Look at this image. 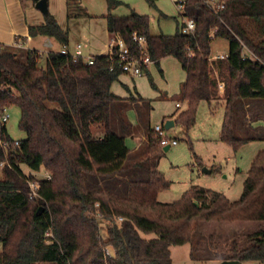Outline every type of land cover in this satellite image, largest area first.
Wrapping results in <instances>:
<instances>
[{"label":"trees","instance_id":"1","mask_svg":"<svg viewBox=\"0 0 264 264\" xmlns=\"http://www.w3.org/2000/svg\"><path fill=\"white\" fill-rule=\"evenodd\" d=\"M105 1L111 35L118 33L131 49L132 33L144 35L156 66L171 56L184 70L181 98L186 108L176 113L175 124L187 131L199 102L221 97L219 140L237 151L246 139L234 136L235 102L264 99V0H221L224 7L216 12L203 0H184L181 15L194 21L195 31L183 34L177 23L174 34L157 35L149 33L147 15H117L110 10L123 1ZM146 2L157 8L156 0ZM29 34L53 37L62 46L68 43L67 30L49 12L43 24L29 27ZM214 38L226 40L228 48L223 58L209 62ZM244 50L248 55L243 59ZM41 57L35 49L0 44V108L19 109L18 128L25 134L12 149L14 139L0 124V142L7 145H0V264H172L170 246H192L204 222L258 223L246 236V245L231 243L224 260L264 264V149L252 159L238 199L192 184L179 199L161 202L158 193L169 187L158 170L164 151L160 135L148 128L143 162L148 163L149 177L128 182L124 196L88 190L84 172L110 177L125 169L129 149L110 124V104L119 99L111 87L120 69L108 54L93 56L87 64L82 58L48 52L44 67L38 66ZM92 125L101 128L100 135H92ZM21 165L32 172L43 170L50 178L27 175ZM34 180L39 188L32 199L28 183ZM190 257L193 263L205 262L193 248Z\"/></svg>","mask_w":264,"mask_h":264},{"label":"rangeland","instance_id":"2","mask_svg":"<svg viewBox=\"0 0 264 264\" xmlns=\"http://www.w3.org/2000/svg\"><path fill=\"white\" fill-rule=\"evenodd\" d=\"M122 1L124 4L110 10V12L126 15L134 10L139 14L147 15L149 33L152 35L174 34L177 30V22L180 23L182 19L177 13L174 0H156L158 10L150 7L146 0ZM80 2L81 5L75 0H67L68 11L66 10V13L69 15V20H67L64 8L65 1L54 0V15L63 24L68 25L71 44L79 41L83 46L91 48L92 41H101L105 36L101 14H106L109 11L105 0H80ZM87 13L96 15L97 17H94L96 19L89 18ZM161 13L169 17H162L160 16ZM172 16L176 17L177 22L171 18ZM227 48L226 40L214 38L211 41L210 55L225 53ZM45 61L46 54H43L38 66L44 67ZM159 61V66L149 65V75L131 79L129 75L121 74L126 79L130 91L126 90L119 82H114L111 87V91L121 97H136V94L144 97L146 103L144 115L141 118L144 119L145 117L147 119L146 125H150L152 128L156 124L162 125L166 116H170L174 111L179 112L186 108V102L181 98V82L184 79V72L179 62L171 56L163 57ZM133 86H136V94ZM222 93L223 87L221 89L218 87L219 96ZM248 101L250 103L248 106H242L240 101H236L234 136L246 139V142L237 151L219 140L224 113L221 97L211 103L199 102L195 112V122L187 131L179 125L163 129V135L170 139H176L177 143L164 151L159 162L158 170L169 181V187L158 193L159 201L173 202L179 199L188 186L192 184L219 191L232 201L239 198L252 159L258 151L264 149V99L255 98L248 99ZM176 102H179L181 106L176 108ZM6 110L9 114V119L6 122L8 135L12 139H23L25 134L18 128L19 109L11 105ZM127 115L130 120H134L136 117L131 109L127 111ZM90 130L94 136L101 134V128L98 125H92ZM125 142L127 146L130 144L128 138H125ZM137 160V162H143L141 156ZM128 162L130 163L131 159ZM211 168L212 171H210ZM21 170L27 175L31 173L36 178H41L45 172L43 170L32 172L25 165H21ZM142 170L139 169L140 175L135 179L146 180L149 177V174L145 175ZM113 176L101 177L94 173L84 172V185L88 190H101L121 196L126 195L128 181L123 177L118 183V179ZM1 178L2 167H0ZM128 178L132 180L134 176ZM258 228L259 224L256 222L201 223L194 236L192 246L189 243L170 246L172 264H192L193 260L190 257L192 248L195 256L205 261L204 264H217L230 256V247L233 241H236L239 247L246 245V236ZM100 232L102 234L106 232L103 221H100ZM143 236L150 238L153 235ZM243 264L263 263L248 261L243 262Z\"/></svg>","mask_w":264,"mask_h":264},{"label":"crops","instance_id":"3","mask_svg":"<svg viewBox=\"0 0 264 264\" xmlns=\"http://www.w3.org/2000/svg\"><path fill=\"white\" fill-rule=\"evenodd\" d=\"M64 8L66 19L69 20V15L66 13L68 11V3L67 0H64ZM78 4L81 5L80 0H75ZM124 4V2L122 3ZM47 7L48 12L56 19L57 23L60 25L61 28L67 30L68 34V43L66 45V50L70 55H74L79 53L83 58L104 55L108 53V46L112 35L107 30L106 20H105V13L101 14L103 27L105 30V36H103L104 41H92L91 48L89 46H83L79 41L75 44H71L69 38V27L67 24H63L59 18H57L54 14L55 11L53 10L54 7V0H47ZM157 9V8H156ZM177 9V8H176ZM158 10V9H157ZM134 11V10H131ZM130 11V12H131ZM129 12V13H130ZM128 13V14H129ZM178 15L180 12L177 10ZM89 18L97 17L96 15L87 13ZM115 14V13H114ZM126 14V15H128ZM164 14V13H162ZM118 15V14H117ZM166 15V14H165ZM44 14H42L36 7L35 3L31 0H0V44L3 45H16L19 48H29L37 50L41 55L47 54L48 52H60L62 49V45L54 39L53 37L45 36V35H35L31 36L29 34V27L30 26H39L44 23ZM167 16V15H166ZM169 17V16H168ZM165 17V18H168ZM176 20V17L172 16ZM96 19V18H94ZM177 22V20H176ZM179 22V21H178ZM177 22V23H178ZM180 24V23H179ZM78 45L80 46L78 48ZM227 52V51H226ZM225 53H219L225 55ZM218 55V54H216ZM161 60V59H160ZM160 62V61H159ZM155 64V63H153ZM183 70V69H182ZM163 72V70H161ZM160 71V72H161ZM184 72V70H183ZM122 74V73H121ZM118 77L116 82L121 83L122 86L128 91H130V87L127 84V81L124 77ZM127 75V74H126ZM142 75H149V67L143 72ZM141 75V76H142ZM133 79L134 77H131ZM185 80V72H184V79L182 80L181 84H183ZM133 90L135 94L137 93L136 86H133ZM116 95V94H115ZM118 96V95H116ZM119 99L113 101L110 104V124L112 130L122 136L124 139L128 138L130 140V144L127 146L129 152L127 157L124 161V171L120 174H116L113 177L117 178V182L120 183L121 179L124 177L128 182L135 179L137 176L140 175L138 172L139 169H143L145 175L149 174L148 172V163H140L137 162L140 156L144 159L147 153V139H146V131L148 128H152L150 125H146L147 119H142L144 115V105L145 100L140 94H136V97L131 96L129 98L118 96ZM240 101V105L248 106L250 105L249 101L246 99L238 100ZM179 104V106H176ZM236 102L234 104L233 109V131L234 128V115H235V108ZM181 104L179 102L175 103V107H180ZM133 110L135 113V119L130 120L127 115L128 110ZM141 111V113H140ZM177 112H173L170 116H166L165 121L170 120L173 125L171 127L176 126L174 119ZM243 113V111H242ZM142 114V115H141ZM164 124V123H163ZM6 127V123L4 124ZM157 125V124H156ZM249 126V124H248ZM170 127V128H171ZM251 127V126H250ZM7 129V128H6ZM240 130V129H239ZM241 130L243 132V127L241 126ZM8 132V131H7ZM19 140V139H14ZM126 144V142H125ZM146 146H145V145ZM144 146V147H143ZM129 159L131 162L129 163ZM136 159V160H135ZM133 160V162H132ZM144 164V166H142ZM134 176V179L130 180L128 177ZM126 181V182H127ZM127 182V183H128ZM193 264V263H192Z\"/></svg>","mask_w":264,"mask_h":264},{"label":"built area","instance_id":"4","mask_svg":"<svg viewBox=\"0 0 264 264\" xmlns=\"http://www.w3.org/2000/svg\"><path fill=\"white\" fill-rule=\"evenodd\" d=\"M204 3L209 6L214 12L220 10L224 7V3L221 0H203ZM177 10L180 12L181 22H180V31L183 34H191L195 31V23L191 18L182 16V12L184 9V0H174ZM216 30L213 29L211 31V36ZM132 40L134 42V48H129L121 36L118 33L112 35L109 46H108V56L110 60L114 61L115 67L120 69V72L123 74H127L131 77H138L143 74V72L149 67V65L153 64L154 61L150 58L147 50L146 45V37L144 35H139L136 32L132 33ZM80 46L78 45V48ZM62 54H69L66 50V46H62L60 51ZM70 55V54H69ZM248 54L243 52V59L246 58ZM73 60H77L78 58H82L84 62L87 64L93 63V57L83 58L79 53L71 55ZM225 55L218 54V55H209L208 60L211 62L212 60L223 58ZM252 58H256L254 55L251 56ZM113 65V66H114ZM111 67L112 70L114 67ZM218 87L221 89L223 86L218 83ZM179 106V104H176ZM9 119V114L7 113L6 108H0V124H5ZM153 131L160 135V144L161 146H171L177 143L176 139H170L167 136L163 135L164 125H155ZM0 145L4 148L7 147L4 143L0 142ZM19 146L18 140H14L12 144V149ZM4 162H0V167H3ZM41 178H50V174L44 172ZM29 190H30V198L37 197V190L39 188V183L37 180L30 181L28 183ZM121 220V218H119ZM106 252L109 253L108 249Z\"/></svg>","mask_w":264,"mask_h":264},{"label":"water","instance_id":"5","mask_svg":"<svg viewBox=\"0 0 264 264\" xmlns=\"http://www.w3.org/2000/svg\"><path fill=\"white\" fill-rule=\"evenodd\" d=\"M35 7L44 15L48 14V7H47V0H38L35 3ZM173 125V123L168 120L164 122V128L165 129H169L171 126ZM169 148V146H164L163 147V151H167ZM209 172V171H207ZM194 264H203V263H194ZM217 264H243V262H241L240 260L237 259H231V260H222L220 262H218Z\"/></svg>","mask_w":264,"mask_h":264}]
</instances>
